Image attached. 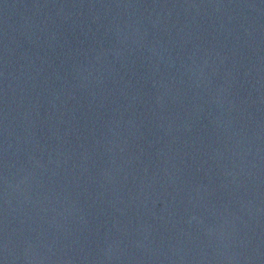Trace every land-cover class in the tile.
Segmentation results:
<instances>
[{"label":"water","instance_id":"95a60500","mask_svg":"<svg viewBox=\"0 0 264 264\" xmlns=\"http://www.w3.org/2000/svg\"><path fill=\"white\" fill-rule=\"evenodd\" d=\"M0 264H264V0H0Z\"/></svg>","mask_w":264,"mask_h":264}]
</instances>
